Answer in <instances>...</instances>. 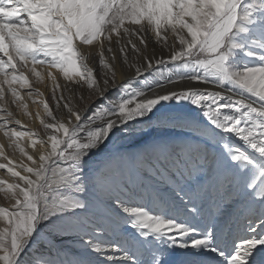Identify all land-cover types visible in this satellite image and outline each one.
I'll return each mask as SVG.
<instances>
[{"label":"snow or ice","instance_id":"obj_1","mask_svg":"<svg viewBox=\"0 0 264 264\" xmlns=\"http://www.w3.org/2000/svg\"><path fill=\"white\" fill-rule=\"evenodd\" d=\"M0 54V264H264V0H0Z\"/></svg>","mask_w":264,"mask_h":264},{"label":"bare ground","instance_id":"obj_2","mask_svg":"<svg viewBox=\"0 0 264 264\" xmlns=\"http://www.w3.org/2000/svg\"><path fill=\"white\" fill-rule=\"evenodd\" d=\"M150 35H153L152 33H150ZM168 38L169 40L172 39V34L169 32L168 33ZM153 41H154V35H153ZM159 48L160 45H156V49L157 52H159ZM149 51H152V47L150 45L149 47ZM85 55H88L90 60L91 57L93 55H97V60L94 64L90 63V66L94 67L95 71H99L100 66L98 63V50H96L95 52H93L92 50H85ZM2 55V54H0ZM164 55L167 56L168 53L167 51L164 52ZM31 65H29L30 67ZM38 70L39 69L38 67ZM44 73V78L41 82H37L36 78L31 76L28 72H26V75L29 76V81L32 84L33 89L38 88L40 90V92L43 94L41 97H36L33 96L31 99H29L27 97V92L29 91V89L25 88V89H19V91L21 92V95L24 97V101L28 106V111L32 114L30 117L29 116H25L23 114V111L20 109H17L15 105H9V110L13 111L15 114V118L19 119L21 121V125H15L14 123L12 125H10L11 127H16L18 130H22V131H26V132H31L34 135L31 137V140H36L37 142L39 141V139H44L45 141H47V136L45 135V130L43 128V126L41 125L40 121L38 119L35 118V114L39 111L41 113V117L44 119H47L46 117H44L43 114V109L42 106L39 105V100L43 99L49 102L50 107H52L55 110V104L54 102L51 101V96H52V82L47 78V69H42L41 70ZM116 71H117V80L119 81L122 77V75H129V71L127 69V67L125 66V68L123 69V72L120 68L119 65H117L116 67ZM168 74V72H167ZM54 75L57 76L58 82L63 85L66 83L65 78L63 77L62 73H59L58 71L54 70ZM183 87H187L188 86V82H183V85H181ZM65 95H67V93H65ZM87 95V93H86ZM8 99L10 100L11 97L9 96ZM33 100H36L37 103H33ZM29 138L25 137L23 138L20 143L22 147H25L26 152L29 155H33L34 158L38 159V154L35 152V149L31 148L28 146L29 144ZM237 143L242 144V142L236 141ZM10 141L4 137L3 133L0 132V145H3V150L6 156H8L9 159H12L14 164L16 165H20L21 162H23L24 164H31V162H29L27 160V158L25 156H22L20 154V152L18 150H16L14 147H9ZM123 143V148L126 151L132 152L135 151L136 148L138 147V145L130 142V141H124ZM243 145V144H242ZM37 146H39V144L37 143ZM244 147V146H241ZM0 163H7V161L4 159V157L0 156ZM17 171H21V174H25L22 171L21 167H17L16 168ZM0 180L5 181L6 183H14L17 182L18 178H14L10 175V173L7 172L6 169H0ZM10 206V201L7 200L3 193H0V207H9ZM0 227H3L2 224H0Z\"/></svg>","mask_w":264,"mask_h":264},{"label":"rangeland","instance_id":"obj_3","mask_svg":"<svg viewBox=\"0 0 264 264\" xmlns=\"http://www.w3.org/2000/svg\"><path fill=\"white\" fill-rule=\"evenodd\" d=\"M165 75H168V74H167V71H165ZM241 146H243V145L241 144ZM242 148H243V147H242ZM241 235H243V233H241Z\"/></svg>","mask_w":264,"mask_h":264}]
</instances>
